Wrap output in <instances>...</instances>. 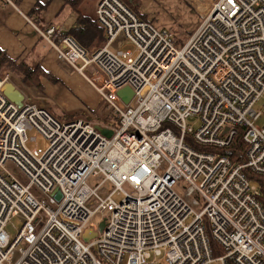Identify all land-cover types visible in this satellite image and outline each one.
Masks as SVG:
<instances>
[{"label": "built area", "instance_id": "built-area-1", "mask_svg": "<svg viewBox=\"0 0 264 264\" xmlns=\"http://www.w3.org/2000/svg\"><path fill=\"white\" fill-rule=\"evenodd\" d=\"M201 11L180 48L170 29L121 0H97L104 43L92 52L55 25L38 30L119 118L110 137L25 96L18 106L0 74V264H264V208L243 172L264 176V119L253 108L264 93V0H206ZM194 117L196 129L186 125ZM239 128L244 161L233 162L217 149ZM31 130L48 141L42 153L26 147ZM105 182L111 189L100 195ZM19 213L10 239L4 226ZM89 228L96 234L85 241Z\"/></svg>", "mask_w": 264, "mask_h": 264}, {"label": "rangeland", "instance_id": "rangeland-1", "mask_svg": "<svg viewBox=\"0 0 264 264\" xmlns=\"http://www.w3.org/2000/svg\"><path fill=\"white\" fill-rule=\"evenodd\" d=\"M206 0L199 2V0H145L141 4V10L145 13V17L152 22H154L159 27H166L173 32V39L175 41L174 45L180 48L188 39L191 31L198 25L199 16L202 13V4L204 5ZM197 5H199L197 7ZM201 6V7H200ZM82 14L93 16V6L91 2H87L81 8ZM44 47V49H42ZM125 48H130L133 50L134 55L137 53V49L133 45L126 44ZM42 53L46 54L50 46L46 42H42L41 45ZM91 52V51H88ZM60 72L56 73V80L52 82L43 83L42 88H36L30 83L17 82L15 85L25 97L33 98L37 100L42 106H47L49 110L55 115L59 121H67L75 118L87 119L92 122L99 121L105 116L107 119H111L112 115L110 110L106 107L101 97L95 92V90L86 83L79 75L71 72L67 69L62 62L58 61ZM31 65L39 63L38 61H29ZM10 68H2L0 74L8 73L9 80L13 74ZM256 111L262 113V118L257 122L261 124L262 119H264V93L257 100L253 106ZM199 121L196 117L189 118L186 121V125L196 129ZM28 141L26 142V147L29 149H35L39 153H42L48 146V141L43 138L40 134L36 133L34 130L28 131L27 133ZM30 137H34V140H29ZM165 166L162 163L158 172H161ZM9 169L15 174L18 180L26 184V177L15 167L8 165ZM86 183L91 187H95L99 183V179L95 177H89ZM181 182L175 185L178 192H183L181 188ZM111 189V185L108 182L102 184L101 189L98 191L100 195H105ZM30 191L40 197L39 191L36 187H31ZM197 197V196H195ZM122 197L119 195H114L113 199L119 201ZM198 201L201 200L197 197ZM199 209V207H195ZM104 214L98 213L93 222L98 223ZM189 218L187 221H190ZM22 214L13 215L10 217L9 221L6 222L4 230L10 239H13L17 231L23 223ZM206 231L209 237L212 239L210 224L207 220H203ZM215 255L218 254L216 246L214 247ZM16 256V253H15Z\"/></svg>", "mask_w": 264, "mask_h": 264}, {"label": "crops", "instance_id": "crops-1", "mask_svg": "<svg viewBox=\"0 0 264 264\" xmlns=\"http://www.w3.org/2000/svg\"><path fill=\"white\" fill-rule=\"evenodd\" d=\"M96 2H91L93 16L87 15L92 19H95ZM140 2L143 4L145 0H140ZM86 3L80 5L81 13V8ZM64 5V0H0V48L17 62L21 59L27 62L38 61L56 78V73L61 69L57 67L59 63L55 52L50 48L46 54L42 53L44 47L41 49V45L44 39L38 30L55 25L66 33L67 29L75 22L77 14ZM34 6L38 10L34 16L35 21L29 17V12ZM139 9L142 12L141 6ZM42 80L43 83L50 82L44 78Z\"/></svg>", "mask_w": 264, "mask_h": 264}, {"label": "trees", "instance_id": "trees-1", "mask_svg": "<svg viewBox=\"0 0 264 264\" xmlns=\"http://www.w3.org/2000/svg\"><path fill=\"white\" fill-rule=\"evenodd\" d=\"M65 5L69 7V9L77 14V18L75 22L67 29L66 34L72 36L82 47H84L87 51H93L96 48L100 47L104 43L103 29L96 22L95 19L90 18L87 15H84L80 12V5L85 2H94L97 0H64ZM131 11H133L139 18L150 21L145 17V13L140 12L141 2L140 0H121ZM64 5V6H65ZM38 10L36 6L32 8L29 12V17L33 21H35L34 16L37 14ZM154 23V22H152ZM155 24V23H154ZM10 68L13 74L11 78V82L13 84H17L18 82L30 83L36 88H42L41 79L49 80L50 82L56 80L52 74L45 70L39 63L31 65L26 60L21 59L20 61H16L8 56L5 50L0 48V70L2 68ZM30 101L35 102L39 106H42L40 103H37V100L31 99ZM45 107L53 116H55L47 106ZM111 119H107L106 116L97 123L103 127H118L119 118L111 113ZM72 119V118H71ZM76 119V118H75ZM87 120V119H86ZM208 150H216L212 148H204ZM220 153L225 154L231 161L233 162H242L244 161V151H245V143L242 139V129H237V133L232 140L231 144L223 149H217ZM246 177L255 183L259 195L258 200L260 201L262 207L264 208V176L253 174L248 169H243Z\"/></svg>", "mask_w": 264, "mask_h": 264}, {"label": "water", "instance_id": "water-1", "mask_svg": "<svg viewBox=\"0 0 264 264\" xmlns=\"http://www.w3.org/2000/svg\"><path fill=\"white\" fill-rule=\"evenodd\" d=\"M2 91L4 95L12 102L17 104L18 106L22 105V101L24 98L23 93L10 81L4 83ZM118 95L122 98V100L127 103L132 96V90L129 87H124L118 91ZM95 127L106 137H110L113 133V130L103 127L101 125L96 124ZM55 199L59 200L60 198V191L57 189L53 193ZM104 224V220H101L98 226V229L101 230ZM96 233L92 231L90 228L86 229L83 234V239L85 241L89 240L93 237Z\"/></svg>", "mask_w": 264, "mask_h": 264}, {"label": "bare ground", "instance_id": "bare-ground-1", "mask_svg": "<svg viewBox=\"0 0 264 264\" xmlns=\"http://www.w3.org/2000/svg\"><path fill=\"white\" fill-rule=\"evenodd\" d=\"M95 124H97V123H95Z\"/></svg>", "mask_w": 264, "mask_h": 264}]
</instances>
